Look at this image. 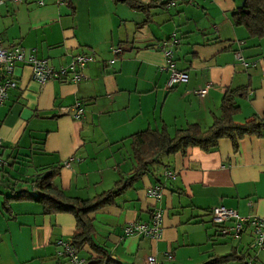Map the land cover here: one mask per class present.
<instances>
[{
    "label": "crops",
    "instance_id": "0c3cea01",
    "mask_svg": "<svg viewBox=\"0 0 264 264\" xmlns=\"http://www.w3.org/2000/svg\"><path fill=\"white\" fill-rule=\"evenodd\" d=\"M137 1L146 12L119 0L0 4L5 46L18 44L56 69L78 53L96 59L77 82L40 85L29 65L14 67L18 86L0 105V156L11 165L0 176L13 177L15 189L32 191L24 181L57 167L54 181L67 196L86 199L107 191L131 173L130 135L162 126L172 133L189 123L207 128L220 116L228 89L244 90L235 97V121L264 113V37L250 38L231 18L243 0H173L169 8L162 5L169 0ZM173 33L179 40L173 61L188 78L168 88L159 47ZM252 62L254 67L247 65ZM206 84L199 97L195 91ZM76 102L84 109L81 119L59 111ZM165 169L175 177L165 179ZM158 183L163 195L156 202L146 191ZM154 206L163 210L160 239L124 234L130 222L148 223ZM216 206L264 216V130L239 139L236 150L222 138L211 151L190 146L185 153L162 154L131 188L90 213L93 241L109 260L102 264H146L147 255L161 264H206L231 254L237 258L216 264L252 258L264 264V248L252 246L249 227L237 239L219 233L209 215ZM9 209L0 204V264H72L59 254L60 242H70L76 231L72 214H44L31 200L13 201ZM94 254L85 245L77 255L83 264Z\"/></svg>",
    "mask_w": 264,
    "mask_h": 264
},
{
    "label": "trees",
    "instance_id": "16d2710c",
    "mask_svg": "<svg viewBox=\"0 0 264 264\" xmlns=\"http://www.w3.org/2000/svg\"><path fill=\"white\" fill-rule=\"evenodd\" d=\"M119 1L127 2L132 8L143 12L147 11V7L137 0ZM231 18L235 26H243L247 30L250 38L264 37V0H243ZM239 95H244L243 88L228 89L224 93L220 104V116H213V121L207 128H202L197 123H189L175 129L172 133L162 126L160 129H145L130 135L128 138L132 161L131 173L127 177H120L107 191L86 199L67 196L54 181L57 176V167H51L47 172L38 174L30 181H24L29 183L32 191L15 189L16 182L9 180L13 178L10 177L7 184L13 193L3 198L2 209L9 213L11 202L31 200L41 206L44 214L61 212L72 214L76 231L69 242L70 245L77 252L83 246L89 245L95 252L90 258L84 259L83 264L107 263L109 260L106 259V251L93 241L94 229L89 214L112 203L116 196L131 188L136 180L149 171V166L157 162L162 154L185 153L190 146L211 151L217 147L218 140L222 138L229 139L233 149L236 150L238 140L245 135L259 136L264 130V113L254 114L243 122H237L233 118L239 109L235 102V97ZM3 159L7 164L0 168V172L8 173L6 168L11 164L8 157ZM231 257L237 258L235 254H231L216 258L206 264L221 263Z\"/></svg>",
    "mask_w": 264,
    "mask_h": 264
},
{
    "label": "built area",
    "instance_id": "2783aa9c",
    "mask_svg": "<svg viewBox=\"0 0 264 264\" xmlns=\"http://www.w3.org/2000/svg\"><path fill=\"white\" fill-rule=\"evenodd\" d=\"M4 0H0V4ZM18 2L20 0H10ZM42 0H39V4H42ZM175 2L169 0L165 3L167 8L173 7ZM179 42L175 33H173L166 41L160 45V49L163 50L167 60L166 68L169 71V77L167 80V87L170 88L178 83L186 82L187 75L184 71L178 70L175 67L173 61V46ZM118 49H112V53L116 54ZM95 57L91 54H76L72 57L69 64L60 66L57 69L52 67L48 61L44 58H38L32 54L31 51H27L18 44L5 46L2 43L0 37V105H2L8 98V91L10 89L17 88L18 83L13 77V69L19 64L29 65L32 70L31 76L40 85L51 79H65L71 82H77L81 80L83 70L92 62H95ZM251 67L256 65V62L247 64ZM209 84L195 91L199 97H203L207 93ZM61 113H69L70 116L79 120L84 116V109L80 103L76 102L70 107L59 108ZM2 145V139L0 138V146ZM64 162L65 166H69L70 160ZM7 164L6 160L0 157V168ZM162 176L165 179H173L175 173L173 171L165 169L162 172ZM147 195L159 201L163 195V186L158 183L147 188ZM211 221L218 231L223 236H229L237 239L240 237L245 227L250 228L252 237V246L258 250L264 248V216L247 215L241 216L234 209L224 206H216L210 209ZM162 221L163 210L160 207L154 206L151 211V218L148 223L145 222H130L124 226L125 235H136L145 237L151 240H158L162 235ZM62 249L59 252L69 259L72 264H81L82 259L78 257L77 250L70 245L69 242H60ZM146 264H161V262L154 255H147L145 257ZM247 264H256L252 258L248 260Z\"/></svg>",
    "mask_w": 264,
    "mask_h": 264
},
{
    "label": "rangeland",
    "instance_id": "374dc122",
    "mask_svg": "<svg viewBox=\"0 0 264 264\" xmlns=\"http://www.w3.org/2000/svg\"><path fill=\"white\" fill-rule=\"evenodd\" d=\"M8 179H9V177H7L5 175H3V176L1 175L0 176V204L3 201V198L10 194L9 190H8V184H7V180Z\"/></svg>",
    "mask_w": 264,
    "mask_h": 264
}]
</instances>
